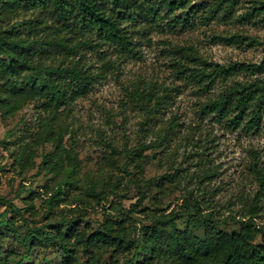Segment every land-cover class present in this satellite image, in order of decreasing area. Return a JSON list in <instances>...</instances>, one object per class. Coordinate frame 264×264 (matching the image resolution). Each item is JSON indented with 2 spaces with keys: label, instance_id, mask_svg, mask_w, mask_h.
Segmentation results:
<instances>
[{
  "label": "trees",
  "instance_id": "16d2710c",
  "mask_svg": "<svg viewBox=\"0 0 264 264\" xmlns=\"http://www.w3.org/2000/svg\"><path fill=\"white\" fill-rule=\"evenodd\" d=\"M195 1L0 0V115L12 116L31 101L38 109L35 134L31 138L20 136L12 143L13 163L20 169L32 168L34 157L40 155L39 170L54 176L64 173L44 200V213L50 216L46 222L36 224L37 220L23 214V207L0 197L4 205L0 223L14 229L16 220L21 219L26 227L20 238L25 251L14 264H39L29 262L37 247H52L60 258L52 264H79L80 258V264H119L118 254L140 244L139 234L149 247L136 264H264V221H258L264 209V164L257 150H252L254 159L249 167L257 186L236 202L239 206L234 213L225 217L215 213L220 202L213 199L209 180L216 167L198 156L199 170L195 173L199 196L189 191L180 210L166 211L157 206L159 195L169 192L166 183H179L183 177V169L174 167L156 184L158 192L153 197L157 205L146 207L148 221L138 225L133 220L132 213L144 209L142 202L147 197L140 184L146 151H165L176 133L175 117L161 115L173 103L178 85L138 79L127 86L121 110L113 114H121L125 121L128 110L138 108L141 119L134 136L103 134L102 157L108 168H100L96 176L80 174L78 129L69 120L75 100L87 95L107 73L118 76L122 64L141 54L144 37L157 28L168 24L173 30H185L196 20L200 24L232 20L241 2ZM162 9L165 12L160 14ZM178 9L179 13L165 20ZM239 17L264 20V0L249 6ZM214 36L231 39L222 34ZM174 58L177 76L195 84L204 95L198 104L201 115L211 116L230 129L259 131L264 113V59L259 63L223 64L209 60L191 46L177 47ZM240 73L247 77H236ZM67 133L70 143L65 139ZM45 143L51 147H42L38 154L39 146ZM132 186L138 188L139 196L125 207L119 198L127 197ZM77 189L79 194L72 192ZM27 191L25 206L34 209V190ZM89 198L108 203L97 223H91L85 206H80L87 205ZM75 202L72 207L60 206ZM182 212L189 219L180 227ZM46 258L44 255L43 262H49Z\"/></svg>",
  "mask_w": 264,
  "mask_h": 264
},
{
  "label": "rangeland",
  "instance_id": "374dc122",
  "mask_svg": "<svg viewBox=\"0 0 264 264\" xmlns=\"http://www.w3.org/2000/svg\"><path fill=\"white\" fill-rule=\"evenodd\" d=\"M202 0H196L200 2ZM259 0H241L236 6L235 16L232 20H212L208 24H200L196 20L193 27L174 30L170 25L165 24L164 28L159 27L151 34L144 37L141 54L136 58H130L122 64L118 76L107 73L100 81L96 82L91 91L75 100L73 103V116L69 117L77 128L76 146L78 155L81 158L80 174L97 175L100 168H108L103 161V147L101 136L116 138L128 136L132 138L141 119L138 108L129 109L127 118L122 121V115H114L120 109L121 99L125 96L126 87L138 79L147 82H157L163 85H178L179 90L173 99V103L162 113L163 118L175 117L178 125L176 133L165 151L148 150L146 164L140 184L147 191V197L142 202V211L133 212V220L141 225L147 222V208L156 207L154 194L158 192L156 186L158 180L168 170L174 167L183 169L179 183H166L169 192L159 195L160 203L157 205L163 210L184 208V199L192 190L193 196H199L196 177L199 167L196 165L198 156H202L206 164L216 167L209 184L214 188L213 199L220 202L215 211L221 217L234 213L239 204L236 203L247 192L255 189L256 179L250 170L252 150H257L260 155V163L264 164V113L260 129L256 133L246 132L241 129H230L214 121L211 116L201 115L198 104L204 99L203 93L197 91L195 84L185 83L176 74L175 56L179 46H191L198 53L209 60L227 64L233 61L259 63L264 59V20L258 17L247 21L239 17L248 10L249 6ZM181 9L165 16V20L174 17ZM165 9L160 10L163 14ZM214 34L230 36L229 40L215 38ZM238 34V36H233ZM235 40V42H233ZM95 64L98 62L95 60ZM241 79L246 74L236 75ZM38 109L36 102H28L12 116L2 117L0 115V197L9 198L15 204L23 207V214L28 219L37 220L40 224L49 218L44 213L46 204L44 200L57 187L63 179L64 173L57 176L39 170L37 163L40 155H36V164L32 168L20 169L13 163L11 152L15 138L27 136L31 138L38 130ZM69 133L65 139L67 143ZM4 140V142L2 141ZM201 145V146H200ZM204 146V147H202ZM42 147L49 149L50 143L39 146L38 154ZM173 152V156H169ZM104 170V171H105ZM141 188V187H140ZM27 190H34V209H27L24 197ZM75 194L80 189L72 190ZM138 194V188L130 187L127 197L119 198L125 207L134 202ZM114 199V197H111ZM190 200V198H189ZM233 202V205H232ZM74 204H61L60 206H75ZM85 206V215L90 218L91 223L102 220L105 206L104 201L97 202L89 198ZM229 206L230 209H229ZM4 205L0 204V212ZM258 221H264V209ZM186 213H181L179 226L183 227L188 220ZM34 223V222H32ZM26 227L21 219L16 220L14 229L0 223V264H14L24 253L25 247L20 241ZM140 244L126 249L118 254L119 264H136L142 256L146 255L149 247L141 234L138 235ZM46 255L49 262H43ZM59 256L52 251V247H37L33 250L29 262L39 264H52L59 262ZM83 258H80V262Z\"/></svg>",
  "mask_w": 264,
  "mask_h": 264
}]
</instances>
